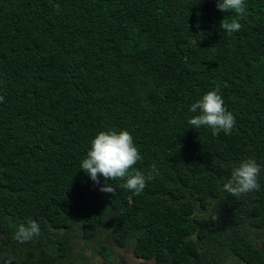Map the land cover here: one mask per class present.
I'll return each mask as SVG.
<instances>
[{
  "label": "trees",
  "instance_id": "trees-1",
  "mask_svg": "<svg viewBox=\"0 0 264 264\" xmlns=\"http://www.w3.org/2000/svg\"><path fill=\"white\" fill-rule=\"evenodd\" d=\"M245 4L229 35L216 0H0V264H84L80 240L109 258L106 233L154 264H264V0ZM217 85L230 135L187 123ZM110 129L158 169L138 195L80 167ZM248 157L261 188L233 196ZM28 219L40 235L20 243Z\"/></svg>",
  "mask_w": 264,
  "mask_h": 264
},
{
  "label": "clouds",
  "instance_id": "clouds-1",
  "mask_svg": "<svg viewBox=\"0 0 264 264\" xmlns=\"http://www.w3.org/2000/svg\"><path fill=\"white\" fill-rule=\"evenodd\" d=\"M55 7L59 12L60 5L56 4ZM216 7L221 12L235 13V18H232L230 22L227 18L221 21L220 29L229 35L239 32L242 28L239 21L245 19L247 13L245 0H216ZM3 99V96H0V102ZM189 111L196 115L190 117L187 123L195 129L202 126L210 128L213 136H218L221 132L230 135L236 125L235 116L224 106L219 85L192 103ZM140 160L141 155L132 134L124 129H110L98 132L92 139L91 147L80 167L96 185H100V177L104 178L105 183L99 189L101 192L115 195V188L107 182L121 180L124 183L120 187L138 195L145 189L147 182L159 174L155 164L151 165L147 174L135 169L134 166ZM261 171V165L254 158H245L233 168L230 179L223 184V189L233 196L259 191L261 185L258 178ZM39 235V224L33 219H28L26 223L22 222L18 225L13 239L20 243H27ZM13 260L15 257L9 255L4 259L3 264H12Z\"/></svg>",
  "mask_w": 264,
  "mask_h": 264
},
{
  "label": "rangeland",
  "instance_id": "rangeland-1",
  "mask_svg": "<svg viewBox=\"0 0 264 264\" xmlns=\"http://www.w3.org/2000/svg\"><path fill=\"white\" fill-rule=\"evenodd\" d=\"M104 242L110 248L111 253L117 256V264H153L152 262H146L140 259H136L133 256L131 247L126 246L124 248H119L116 243L109 242L107 233L104 235ZM79 246L81 248V255L75 256L79 260V262H82L84 264H106L104 259L108 258H104L95 253L94 249L91 246H85V243L81 240ZM77 249L79 250V248Z\"/></svg>",
  "mask_w": 264,
  "mask_h": 264
},
{
  "label": "flooded vegetation",
  "instance_id": "flooded-vegetation-1",
  "mask_svg": "<svg viewBox=\"0 0 264 264\" xmlns=\"http://www.w3.org/2000/svg\"><path fill=\"white\" fill-rule=\"evenodd\" d=\"M133 256L135 257V255L133 254ZM136 258V257H135ZM137 259V258H136ZM105 260V262H106V264H117V260H118V258H117V256L116 255H113L112 253H111V255L109 256V258L108 259H104Z\"/></svg>",
  "mask_w": 264,
  "mask_h": 264
}]
</instances>
